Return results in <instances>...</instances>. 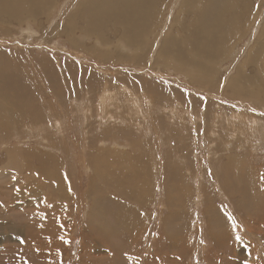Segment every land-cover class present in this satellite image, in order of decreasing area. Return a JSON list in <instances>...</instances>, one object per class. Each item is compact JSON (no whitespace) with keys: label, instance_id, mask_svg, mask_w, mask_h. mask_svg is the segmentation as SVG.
<instances>
[{"label":"rangeland","instance_id":"374dc122","mask_svg":"<svg viewBox=\"0 0 264 264\" xmlns=\"http://www.w3.org/2000/svg\"><path fill=\"white\" fill-rule=\"evenodd\" d=\"M87 1L0 18V85L38 103H0V264H264V0L197 66L165 53L185 0L132 42L69 34Z\"/></svg>","mask_w":264,"mask_h":264},{"label":"bare ground","instance_id":"6f19581e","mask_svg":"<svg viewBox=\"0 0 264 264\" xmlns=\"http://www.w3.org/2000/svg\"><path fill=\"white\" fill-rule=\"evenodd\" d=\"M168 2V0H88L73 14L66 30L70 34L74 29L81 28L86 32L96 33L100 37H104L107 32L103 29L109 23L114 22L119 24V29L125 33V38L132 42L148 33L153 22L162 16ZM50 3H53V0H0V18L21 20L30 15L39 16L44 14ZM252 5L250 0H201L199 8H197V0H185L179 11V16H177V24L184 32V37L180 40L174 37L170 38L166 43L165 53L176 52L180 61L190 62L196 66L197 63H201V60L197 59V52L204 58L210 55L212 59L215 55L219 58L220 54L226 53L225 44L231 43L232 39L230 38H234L236 35L238 39H241L237 32L243 29L250 16H253L251 15ZM207 25L214 30L205 33ZM113 29L110 33L116 32ZM204 34L209 36L204 41L199 42L197 38L203 37ZM262 43L264 44V41ZM189 51L194 52L195 56L190 57ZM260 51L262 52V50ZM252 53L253 51H251V56ZM247 76L243 74L245 81H249ZM3 99L14 108L13 110L16 109L21 112V115L16 114V118L23 117L22 115H30L32 111L38 109L37 100L29 96V88L25 86L13 83L1 84L0 103ZM57 167L55 163H52L50 169L52 174L47 179L52 180L51 184L54 187L63 190L66 188L65 180L57 172ZM106 180L110 182L108 179ZM120 183L112 182L113 185L115 184L114 188L117 187V189H121L119 191H126Z\"/></svg>","mask_w":264,"mask_h":264},{"label":"snow or ice","instance_id":"6c2138e0","mask_svg":"<svg viewBox=\"0 0 264 264\" xmlns=\"http://www.w3.org/2000/svg\"><path fill=\"white\" fill-rule=\"evenodd\" d=\"M236 239H237V240H240V239H241V237H240L239 235H237Z\"/></svg>","mask_w":264,"mask_h":264}]
</instances>
